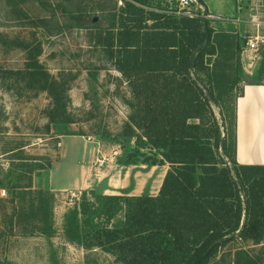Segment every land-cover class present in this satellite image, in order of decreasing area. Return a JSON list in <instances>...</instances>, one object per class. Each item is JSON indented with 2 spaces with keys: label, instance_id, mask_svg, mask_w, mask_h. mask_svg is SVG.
Listing matches in <instances>:
<instances>
[{
  "label": "trees",
  "instance_id": "16d2710c",
  "mask_svg": "<svg viewBox=\"0 0 264 264\" xmlns=\"http://www.w3.org/2000/svg\"><path fill=\"white\" fill-rule=\"evenodd\" d=\"M152 1H122L117 32L108 28L110 32L103 39L106 41L100 42L136 101L128 136L135 137L137 147L125 153L122 163L141 162L149 167L168 164L169 168L155 196L107 195L92 190L88 197L84 192L81 203L65 216L64 235L85 249L109 252L123 264H194L207 253L199 263L206 264L218 249L234 240L264 242V165L238 163L237 135L232 153L224 106L202 76L205 70L215 77L213 68L209 70L205 62L220 53L222 39L227 42L225 47L232 50H239L240 42L237 34L216 32L206 19L210 40L196 55L194 68L219 107L221 124L189 70L192 54L205 37L201 13L195 17L178 14L175 1L176 9L170 5L165 10L156 9ZM78 25L86 28L80 20ZM29 46L24 43L25 50H32ZM38 48L40 52L41 45ZM28 60L27 70L40 74L45 82L43 89L52 93L51 83L57 85L56 79L37 57ZM237 67L240 75L241 62L237 61ZM263 78L264 62L258 80ZM235 86L236 82L232 88ZM53 98V109L65 111V104L55 93ZM234 125L237 126L236 107ZM223 134L222 151L233 165L219 151ZM22 150L21 146L10 152L17 156ZM31 159L37 170L52 167V159L44 155ZM19 178L14 187L24 191L18 197L23 200L26 194L32 196L30 216L42 225L39 229L31 225L25 232L52 235L51 190L34 192L32 177L24 186L19 184ZM22 210L19 208V213ZM121 212L123 218L115 220ZM262 263L245 249L236 252L234 264Z\"/></svg>",
  "mask_w": 264,
  "mask_h": 264
},
{
  "label": "rangeland",
  "instance_id": "374dc122",
  "mask_svg": "<svg viewBox=\"0 0 264 264\" xmlns=\"http://www.w3.org/2000/svg\"><path fill=\"white\" fill-rule=\"evenodd\" d=\"M173 1L177 2L153 0L152 5L156 9L165 10L167 5L175 7ZM241 2L247 4V7L254 5L253 0ZM101 7L107 10L103 12ZM120 7H124L121 0H0V193L2 189L6 191L5 196L0 194V262L7 260L5 252H11L27 261L26 264L32 259L39 264H123L113 254L100 248L85 249L70 242L64 235L65 216L81 203L84 192L88 193V197H91L89 192L92 190L98 193L108 190L109 194L104 193L107 195H128L132 189H136L135 193L139 191L137 185H143L142 194L155 196L160 190L158 188L162 185L168 164L153 168L141 162L131 165L122 163L125 153L137 147L135 137L128 136V125H132L131 117L135 114L136 101L103 45L106 41H103L105 33L108 36L110 32L108 28L115 33L119 28ZM200 8L196 10L202 15L205 11L202 6ZM79 20L85 23L86 28L78 25ZM100 33H103L101 37ZM237 36L239 50L226 48L227 42L222 39L220 53L206 58L205 64L209 63V70L213 68L215 77L207 75L205 70L202 72L204 80L214 89L224 106L225 124L229 132L228 147L232 153L236 137L235 104L244 85L237 61L241 62L242 51L246 49L249 40L248 37ZM24 43L30 45L32 50H25ZM40 45L41 51L38 52ZM254 54L259 55L262 64L264 43L260 44L258 52ZM30 57H37L56 79L57 85L53 86L49 82L53 88L52 93L43 89L45 82L40 74H32L27 70L26 63ZM235 82L236 86L232 88ZM54 93L65 104V111L56 112L53 109ZM213 106L223 124L219 107L215 103ZM263 132L264 126L260 133ZM70 134H78L85 139L92 137L96 152L94 171L100 182L104 177L101 171L106 166L110 172L114 170L112 177H117L118 181L113 180V186L112 182H105L104 188L100 186L57 195L51 192V219L55 232L48 236L36 230V233L29 235L25 231L31 229V225L38 229L42 225L30 216L29 200L32 196L26 194L23 200L19 198L18 193L24 190L14 187V183L20 177L18 182L24 186L32 177L34 192L50 189L47 185L49 170L35 169V161L31 158L44 155L53 161L59 156L63 135ZM252 136H248L251 153L254 151L253 143L254 147L262 143L260 137L258 139L255 136L253 139ZM66 143L70 148V158L60 162L57 177L72 168L70 159L80 162L85 151L79 141ZM21 146L23 150L17 156L10 152ZM142 150L147 151L146 148ZM102 157H106L107 161L103 167H99L97 162ZM226 158L225 161L233 165L231 159ZM125 175L127 180L124 183ZM121 185L127 188H120ZM19 208H23L22 213H19ZM122 218L123 212L115 220ZM263 247L264 242L254 244L250 240L237 239L218 249L206 264H234L239 249L249 251L264 264Z\"/></svg>",
  "mask_w": 264,
  "mask_h": 264
},
{
  "label": "crops",
  "instance_id": "0c3cea01",
  "mask_svg": "<svg viewBox=\"0 0 264 264\" xmlns=\"http://www.w3.org/2000/svg\"><path fill=\"white\" fill-rule=\"evenodd\" d=\"M202 1L201 3L198 2L194 4V8L200 10V6H202L205 12L215 15V18L209 19V21L211 27L216 32L238 34L240 37H248L249 39L261 35L264 36V0H253L255 6L252 4L249 7H247V4H244V2L242 3L241 0ZM254 53L256 52L246 48L241 54L242 66L240 74L244 85L243 91L237 97L235 104L237 120L236 157L240 164L264 165V132L260 133L262 126H264V80H258L261 59L258 58L259 55L256 56L257 54ZM251 55L253 56L250 57ZM249 135H253V139L255 136L258 139L260 137L259 140L262 141V143H258L256 147H254L253 143V154L249 152V148L252 147L250 137H248ZM62 138L59 156L53 159L52 167L48 171L47 185L51 192L57 195L67 191L94 189L95 187H103L105 182H108V184L112 182L111 184L113 186V182L115 180L118 181L117 177H112L111 173H113L114 170L110 172L108 166L104 167L101 171V176H104L103 181L100 182V179H98L93 165L96 157L93 143L87 141L83 136L78 134L63 135ZM67 141H71V144L75 141L81 142L84 145L85 151L80 162L79 160L73 162L70 159L69 161L70 163L72 162V168L64 172L63 175L57 177V167L60 162L70 158L68 157L70 155V148L66 143ZM152 167L155 168L156 166ZM125 178H127L126 175L123 177L124 183L127 180H125ZM36 184L37 182L35 181L34 185ZM136 187L140 188L139 191L135 193L134 190L136 189H132L128 195H141L143 193V185H137ZM160 187L161 185L158 189H160ZM120 188L126 189L127 186L121 185ZM107 192L108 190H105L104 193ZM4 257L7 258V260L0 262V264H26L25 262H27L11 252H5ZM29 264L39 263H37V260L32 259Z\"/></svg>",
  "mask_w": 264,
  "mask_h": 264
},
{
  "label": "built area",
  "instance_id": "2783aa9c",
  "mask_svg": "<svg viewBox=\"0 0 264 264\" xmlns=\"http://www.w3.org/2000/svg\"><path fill=\"white\" fill-rule=\"evenodd\" d=\"M121 3L122 0H121ZM197 0H195V3H192L191 0H177V5H178V13L179 14H184V15H187L189 17H195V16H198V13H197V10L194 9V4H197ZM201 7V6H200ZM206 14V19H214L215 18V15L211 14V13H208V12H205ZM264 43V36L261 35V36H257V37H252L248 40L247 42V46L246 48L248 49H251L255 52H257L259 50V46L260 44H263ZM87 141L93 143V139L91 136H88L86 138ZM106 157H102L101 159H98V166L99 167H103L105 164H106ZM1 196H5L6 195V191L4 189H2L1 191Z\"/></svg>",
  "mask_w": 264,
  "mask_h": 264
},
{
  "label": "water",
  "instance_id": "95a60500",
  "mask_svg": "<svg viewBox=\"0 0 264 264\" xmlns=\"http://www.w3.org/2000/svg\"><path fill=\"white\" fill-rule=\"evenodd\" d=\"M191 2L192 3H195V0H191ZM200 19H201V24H202V27H203V30H204V33H205V37H204V40L199 44V46L197 47V49L192 54V57H191V60H190V64H189V70H190V73H191L193 79L198 83V85L204 91V93H205L206 97L208 98L209 102L212 105H214V98H213L211 92L209 91V89L207 88V86L201 81V79L197 75V73L195 71V68H194V60H195L196 55L202 50V48L210 40V33H209V30H208L207 25H206V14L203 13L201 15ZM224 139H225V134H223V136H222V141H221V145H220V148L221 149H222V146H223ZM220 154H221V156L224 159H227L226 158V155L223 153L222 150H220ZM206 255H207V253L205 255H203L200 259H198L194 264H199L205 258Z\"/></svg>",
  "mask_w": 264,
  "mask_h": 264
}]
</instances>
